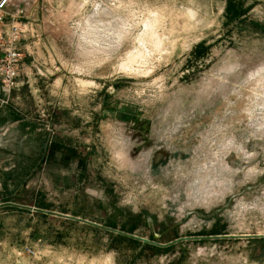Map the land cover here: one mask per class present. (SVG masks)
<instances>
[{"label":"rangeland","instance_id":"obj_1","mask_svg":"<svg viewBox=\"0 0 264 264\" xmlns=\"http://www.w3.org/2000/svg\"><path fill=\"white\" fill-rule=\"evenodd\" d=\"M19 20L0 264H264V0H36Z\"/></svg>","mask_w":264,"mask_h":264},{"label":"built area","instance_id":"obj_2","mask_svg":"<svg viewBox=\"0 0 264 264\" xmlns=\"http://www.w3.org/2000/svg\"><path fill=\"white\" fill-rule=\"evenodd\" d=\"M36 0H0V90L10 91L17 85L24 52L19 46L25 26L20 13Z\"/></svg>","mask_w":264,"mask_h":264},{"label":"crops","instance_id":"obj_3","mask_svg":"<svg viewBox=\"0 0 264 264\" xmlns=\"http://www.w3.org/2000/svg\"><path fill=\"white\" fill-rule=\"evenodd\" d=\"M19 46L22 49V51L24 52V57H23L24 61L22 59V62H21V67H22V64L25 65V63H26L25 61H26L27 55H30L31 54V49L32 48H31V43L28 42V39L27 38L26 39H21L19 41ZM19 75H20V71H19V73L17 75V80H18Z\"/></svg>","mask_w":264,"mask_h":264},{"label":"trees","instance_id":"obj_4","mask_svg":"<svg viewBox=\"0 0 264 264\" xmlns=\"http://www.w3.org/2000/svg\"><path fill=\"white\" fill-rule=\"evenodd\" d=\"M242 14L243 12L239 11L238 9L234 10L232 13V16L234 17L233 19L239 18Z\"/></svg>","mask_w":264,"mask_h":264}]
</instances>
